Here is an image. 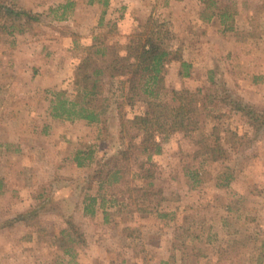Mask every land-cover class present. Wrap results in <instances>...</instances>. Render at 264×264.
I'll return each instance as SVG.
<instances>
[{"label":"rangeland","instance_id":"1","mask_svg":"<svg viewBox=\"0 0 264 264\" xmlns=\"http://www.w3.org/2000/svg\"><path fill=\"white\" fill-rule=\"evenodd\" d=\"M6 1L40 22L0 34V264H264V0ZM226 9L225 24L203 19ZM151 18L190 65L167 66L162 99L207 107L149 158L132 124L148 106L126 77H102L101 123L54 118L51 102L75 100L80 67L124 57Z\"/></svg>","mask_w":264,"mask_h":264},{"label":"trees","instance_id":"2","mask_svg":"<svg viewBox=\"0 0 264 264\" xmlns=\"http://www.w3.org/2000/svg\"><path fill=\"white\" fill-rule=\"evenodd\" d=\"M103 4L107 7L108 0H104ZM61 8L66 10L65 6H60L59 9ZM218 12H213L209 18L204 17L203 19L210 20L211 17L220 16L222 23L225 24L226 20L233 18L229 9ZM65 18L64 14L59 17V19ZM38 22H40L39 16L20 9L14 3L9 4L6 0H0V34L10 36L23 34L28 31L33 23ZM140 29L141 31L127 45L124 57H115L106 66L95 67L91 72L88 71L89 66L80 67L82 71L76 75L75 82L79 90L76 99L69 100L65 97L64 92L55 94L51 102V112L54 118L61 120L82 119L89 124L101 123L104 108L103 105L96 104V100L101 93L99 84L102 77L106 75L110 78L126 77L128 99L143 97L148 106V111L141 116H136L132 124L142 133L143 150L150 158L152 154L161 152L162 143L170 135L183 132L187 136L198 130L201 112L206 109L207 104L204 100L185 93L179 96L176 105H170L162 99L166 90L165 72L167 66L174 61L181 62L180 75L188 77L190 73L187 68L189 69L190 65L182 59L179 50L172 49L170 44L171 32L165 26L151 18L140 26ZM232 103L234 105L233 110L247 115H255L250 107L237 102ZM255 120L258 121L257 118ZM218 151H220V155L217 154ZM212 152L215 159L222 155L220 146L214 148ZM76 160L79 161V166L85 165L79 156ZM119 173L116 171L107 174L106 182L114 184L119 178ZM229 177L219 185L227 187L233 176ZM91 179L99 183H103L104 180L97 174H94ZM106 182L104 181V183ZM97 203L98 198H92L90 206L85 208L86 213L90 212L92 206L97 205ZM68 224L71 229H75L72 222Z\"/></svg>","mask_w":264,"mask_h":264},{"label":"crops","instance_id":"3","mask_svg":"<svg viewBox=\"0 0 264 264\" xmlns=\"http://www.w3.org/2000/svg\"><path fill=\"white\" fill-rule=\"evenodd\" d=\"M66 2H67L68 4H70L71 7L74 5V4H72V3L68 2V1H66ZM66 2H65V3H66ZM111 2H112V7H116L115 5H116V3H117V0H111ZM60 6H64V4L59 5L58 8H59ZM76 6H79V5H76ZM66 7H67V6H66ZM72 8H73V7H72ZM50 9H51V8H50ZM53 9H54V8H53ZM129 16L132 17L131 15H129ZM58 20H60V19L58 18ZM64 20H65V19H64ZM61 22H62V21H61ZM47 45H49V44H47ZM33 46H34V50L37 49V48H36L37 44H36V45H33V44L30 45V47H33ZM29 51H30V50H29ZM30 52H31V51H30ZM30 87H33L31 83H30ZM0 88L3 89L4 86L1 84V85H0ZM17 98H18V97H15L14 100H18ZM13 113H16V112H13Z\"/></svg>","mask_w":264,"mask_h":264}]
</instances>
